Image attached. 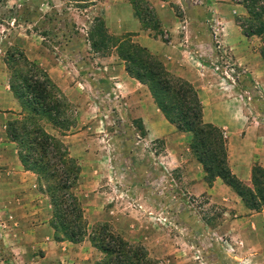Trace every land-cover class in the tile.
I'll list each match as a JSON object with an SVG mask.
<instances>
[{
  "label": "rangeland",
  "instance_id": "1",
  "mask_svg": "<svg viewBox=\"0 0 264 264\" xmlns=\"http://www.w3.org/2000/svg\"><path fill=\"white\" fill-rule=\"evenodd\" d=\"M146 1L157 29L144 30L139 22L136 33H126L124 23L133 20L126 0H0V264H94L101 259L87 236L77 244L55 242L48 227L51 207L41 184L28 172L35 177L34 187L20 186L19 173L25 171L5 132L7 122L23 113L8 85L10 68L25 69L15 60L20 53L46 76L52 93L63 97L59 119L64 127L70 125L68 131L43 126L47 134L60 139L78 165L72 193L87 234L94 223L105 222L124 241L141 245L158 264H264V212L245 208L226 186L229 196L220 190H186L180 168L169 160L174 137L141 140L144 129L139 120L130 118L131 124L122 127L115 108L120 96L113 93L111 81L103 79L106 66L117 62L124 67L114 45L127 39L141 46L136 42L140 35L158 40L169 48L177 70L200 71L208 93L215 92L209 98L231 101L230 109L239 118L225 120L231 119L239 130L227 134L238 155L242 148L243 158L248 159L251 146L260 153L264 146V62L259 54L263 36L242 34L240 27L248 25L243 0ZM161 2L163 8L158 6ZM187 2L192 7L183 9ZM124 6L127 14H122ZM186 11L188 18L201 15L191 27L197 26L202 39H209L205 50L215 51L217 63H201L194 52L188 53L191 58L181 54L187 47L182 22ZM94 18L102 21L108 36L105 44L94 46L99 49L95 51L87 41ZM223 77L229 87L218 79ZM242 77L247 89L239 81ZM196 98L200 103L197 93ZM11 105L16 112L6 110ZM225 132L221 130L226 150ZM189 160H194L191 155ZM250 215L255 218L245 220Z\"/></svg>",
  "mask_w": 264,
  "mask_h": 264
},
{
  "label": "trees",
  "instance_id": "2",
  "mask_svg": "<svg viewBox=\"0 0 264 264\" xmlns=\"http://www.w3.org/2000/svg\"><path fill=\"white\" fill-rule=\"evenodd\" d=\"M85 1L77 0L83 3ZM126 1L132 9L137 26L140 22L144 25V30L157 29L154 30L157 21L147 7L146 0ZM242 4L248 25L241 26L240 29L246 38L263 36L259 54L264 62V0H243ZM145 17L148 18L147 23ZM93 21L94 25L88 34L90 39L87 38V41L90 49L95 51L99 49L94 46L105 44L108 36L102 28V21L99 18H94ZM113 47L124 64L126 74L146 87L164 119L176 131L189 135L188 150L200 165L204 182L210 186L211 182L219 179L239 197L245 208L252 211L261 209L264 212V167H251L247 182L249 185H245L230 172L221 130L202 122L201 107L194 87L168 72L159 58L144 47L127 39ZM14 54L18 52L14 51ZM8 58L14 66L16 62L13 55L9 54ZM15 60L24 65L25 69L18 68L14 71L13 67L10 68L8 85L23 113L7 122L6 138L14 144L21 168L36 177L41 184L40 188L48 197L51 207L48 227L54 241L77 244L87 236L90 246L101 255V259L94 264H158L148 258L141 245L124 241L105 222L94 223L87 234L82 210L72 193L78 179V165L69 156L60 139L47 134L43 126L45 123L54 131H68L70 125L64 127L59 119L63 113V97L52 93V86L46 76L22 53ZM24 89L28 91L27 95H24Z\"/></svg>",
  "mask_w": 264,
  "mask_h": 264
},
{
  "label": "crops",
  "instance_id": "3",
  "mask_svg": "<svg viewBox=\"0 0 264 264\" xmlns=\"http://www.w3.org/2000/svg\"><path fill=\"white\" fill-rule=\"evenodd\" d=\"M176 2L177 1H175V3ZM164 4V2H161V4L158 5L159 8H163ZM189 6L190 8L192 7L191 3L187 2L186 4H184L183 9H188ZM127 12L128 9L124 6L122 14H127ZM106 14L110 16L109 12L107 11ZM200 17L201 15L197 14V16H191L188 18L187 11L183 14L182 22L185 23L184 35L186 38L185 42L187 44V47L182 51L181 54L189 55V57L191 58L190 54L188 53L194 52L195 56L199 58V61L201 63H205L209 60H211L212 62L215 61L217 63V60H214L216 55L214 53L215 51L211 50L210 48H206L205 50V46L208 45L209 39H202L203 31H200L197 26L194 28L191 27L192 22H197ZM126 18L129 19L128 17H125V19ZM121 26L122 25H120L119 27L121 28ZM124 28L125 30L123 32L126 33H136V31H138L137 25L133 20H129L128 22L124 23ZM137 37H139V40H137L136 42H138V44H140L141 46L145 47L154 56L159 58V60L166 67L168 72H171L175 76H178L179 78L189 82L194 87L196 93L200 97L202 122L211 124L219 128L220 130L227 131L225 132V137L228 141V148L226 149V161L230 172L238 180L248 182L250 178L251 167L253 165L262 166L264 164V157L261 156L262 154H264V146L262 147V153L256 151V149L251 146L252 149L249 150L250 157L248 159L243 158L242 148L240 149L242 155H238L236 145L232 142V137L227 133L229 131H235V129H239H237L238 127L235 125V122H231V119L225 120V117L228 116L230 118H239V115H236L234 114V112H232L234 111V109H230V107H232L230 103L231 101L227 102V100H225L220 103L213 100L212 96L211 98H209V95H211V93L212 95H214L215 92L209 91L208 93L209 85L208 83L204 82V78L201 77L202 74L199 70H197L196 68L191 70L187 69V67H185L184 69L177 70L176 65L174 66L176 60L172 56L168 55V52L170 50L166 45L160 43L159 41L152 40L147 36L140 35ZM173 48H176V46H174ZM98 62L103 65L105 64L102 60H98ZM184 62L187 63L186 59H183V63ZM114 64L115 65L106 66V73L103 74L105 78H103L102 76H100V78H103L104 82L105 79H109L111 81L110 83L115 86V90H113V93L118 94V96H120L118 98L119 102L116 101L115 108L118 111V115H120V119L123 123L122 127L130 123L128 120V118H130L131 120H139L142 128L144 129L145 135L144 138H142L141 140L152 141L156 138L161 137L163 139H166V137L168 136L174 137V139L171 141L173 143L172 147H168L170 149V153H172V155L170 154L169 160L174 163V168H180L182 184L184 185L185 189L189 192L195 193L197 191H202L206 189L208 190L206 191L207 193L214 190H220L222 194H226L228 196L231 195V193L224 187V185L221 184V181L219 179H215V181H213L212 183V186L206 187V183H204L203 181V173L200 165L194 160H189V135L177 132L174 127L170 125L164 119L163 115L157 110L149 93L146 91V87L139 84L134 79L130 78L124 71V67L122 64L117 62H115ZM173 66L174 69H172ZM184 72H189V74ZM67 74H69V72H67ZM91 74L93 75V73ZM224 74L227 77H231L229 72H225ZM70 79L72 78L70 77ZM218 79L224 81V85L228 87L230 86L228 84V79L224 77ZM239 81L242 85H245V79L243 77L240 78ZM100 82L103 83V81ZM248 87L249 86L245 85L246 89ZM211 90H216V87ZM115 99H117V97H115ZM6 110L16 112L17 109L15 106L11 105L10 107L6 108ZM233 123L236 128L233 127ZM250 140L251 138L249 137L248 142ZM168 148H166V151H168ZM245 150L247 152V149ZM185 153H187L189 158H185ZM19 174L21 176L20 186L22 188L34 187L35 177H33L28 172H23L22 174ZM27 174H29V176H27ZM253 218L255 217H253V215H250L246 217L245 220L250 221ZM253 230H255L254 227ZM262 257L263 256L261 255V258Z\"/></svg>",
  "mask_w": 264,
  "mask_h": 264
}]
</instances>
